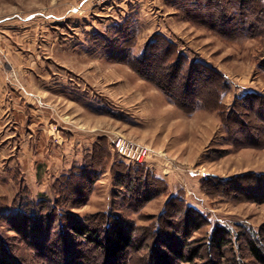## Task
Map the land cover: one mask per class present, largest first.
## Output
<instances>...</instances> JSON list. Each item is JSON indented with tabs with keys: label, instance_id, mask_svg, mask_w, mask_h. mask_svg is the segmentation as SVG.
<instances>
[{
	"label": "rangeland",
	"instance_id": "rangeland-1",
	"mask_svg": "<svg viewBox=\"0 0 264 264\" xmlns=\"http://www.w3.org/2000/svg\"><path fill=\"white\" fill-rule=\"evenodd\" d=\"M238 1L207 2L198 13L209 20L218 4L238 16ZM258 3L264 5V0ZM190 7L166 0H0V34L7 32L13 40L20 39L17 46L27 47L24 53L33 57L28 56L27 63L26 57L22 63L12 58V67L10 56L0 53V79L5 84V96L0 99V234L14 242L31 264H44L45 259L33 257L32 250L2 218L21 205L28 210L27 203L33 204L35 214H45L49 206L55 209L54 216L62 213L55 227L72 216L98 225L121 216L132 223L137 239L131 261L125 264L147 263L158 240L153 233L157 228L165 226L168 237L173 234L171 222L182 216L173 211L179 203L204 215L206 223L190 239L201 246L202 253L213 227L222 225L231 233L225 264H259L247 249L246 235L264 240V133H259L264 122L237 99L249 92L264 96V7L263 17L247 12L242 21L234 19L215 28L199 24L200 19L193 22ZM93 22L103 25L92 30ZM117 25L120 31L124 29L122 36L126 30L135 33L131 55H140L153 36L161 35L176 45L188 64L214 69L228 86L217 100L209 84L200 87L202 75L188 74L184 68L173 80L174 88H167L178 104L159 85L172 76L169 62L152 65L145 77L126 61L105 56L92 41L94 33H105L115 38L106 49L124 50L119 34L113 36ZM89 47L106 62L105 77L98 74V60L88 53ZM158 59L149 55L146 63ZM138 67L142 69V65ZM177 90L185 94L183 101L174 94ZM196 99L201 100L194 107L189 104ZM43 100L58 113L59 117L54 115L56 126L39 133L14 127L19 107L25 106L29 117L35 108L47 104ZM89 134L95 135L91 141L87 140ZM116 135L156 151L144 165L163 181L155 182L157 192L144 203L136 202L126 181L118 179L119 171L128 170L141 185L144 170L114 154ZM99 139L105 163L102 157L93 165L89 157L94 156L92 147ZM56 154L58 160H52ZM66 154L74 157L68 168ZM73 164L93 165L86 170H95L94 180L87 182L83 174L68 187L58 182ZM164 241L157 243L159 247L169 242ZM202 256L195 262L204 261ZM69 259L62 264H83L73 254Z\"/></svg>",
	"mask_w": 264,
	"mask_h": 264
},
{
	"label": "trees",
	"instance_id": "trees-1",
	"mask_svg": "<svg viewBox=\"0 0 264 264\" xmlns=\"http://www.w3.org/2000/svg\"><path fill=\"white\" fill-rule=\"evenodd\" d=\"M166 1L172 5H180L185 8L187 6H192L190 8L193 9V12H188L191 20L195 23L200 21L199 24L202 25L208 24L211 28L230 24L234 19L242 21L247 12H251L255 16L263 17L261 7H264V5L262 4L259 6L258 1L260 2V0H239L240 14L238 13V16L228 14L226 8H223V6L216 3L218 8L216 11L217 13L209 14V20L204 18V16H201L202 14H199L198 11L202 10L199 9L201 5L205 4L204 6H207V2L211 4L215 0ZM198 19L200 20L198 21ZM116 28L117 32L113 36L116 37V35L119 34L118 38H122L124 50L119 51L114 48V50L111 51L106 49L110 48L112 45L111 42H115V38H111L108 34L96 32L92 35L91 39L96 43V46H98L105 56L112 57V59L115 60L126 61L130 66L138 70V72H142L145 77H148V69L152 65L157 66L158 63L162 62L165 64L166 62H169L170 64L167 65V69L172 72V76L169 77V80L165 85L163 84L164 86L162 84L159 85L175 99L174 101L177 102V99L172 95V90H168L167 88L171 85L172 88H174L173 80L180 77L184 68L187 69L188 74L202 75L203 78L200 79V87L209 84V87H212L213 94L216 95L217 100L220 97L221 92L228 86L224 76L218 74L214 69L199 63L188 64L184 57L178 53L176 45L171 41L166 40L161 35L153 36L147 42L140 55H131L130 51L135 43V33H133V31L132 33H128V30H126L125 35L122 36L124 29L120 31V26L117 25L116 27H113V31ZM248 33L249 32H246L245 35H248ZM109 51H111V54ZM149 55L159 56L158 61L155 63L149 62L147 64L146 60ZM164 56H166V59ZM139 65H142V69L138 67ZM178 65H180V67H178ZM151 73L153 72L151 71ZM193 89V87L190 88L191 92H189V94H192ZM174 94H176L177 97H181V101L186 98L185 94L182 95L183 92H181V90H177ZM199 100L196 99L194 100V103L191 102L189 104L194 107ZM237 100L244 101L247 108L255 111L258 121L262 123L264 122V110L261 107L262 105L264 107V96H262V94L249 92ZM202 101L205 100L202 99ZM259 131L260 135L261 133H264V130L261 132L260 129ZM260 135L257 137L259 141L261 138ZM100 147H103V143L101 144L99 139V141L94 143L92 147L94 156L92 155L89 157L91 158L90 160L92 164H98L99 161H102L101 158L103 156L101 155L102 150L99 151ZM114 154L118 156V154ZM117 163L122 164L121 162ZM132 164V166L139 168V170H144L141 177L143 184L141 183V185H138L135 178L128 170L119 171L117 174L118 179L119 181H126V187L132 194H134V197L137 200L136 202L144 203L157 192L158 188L155 182L163 180L156 174H151L145 168V163L132 162ZM93 165L88 166L92 168ZM88 166H78L73 164L72 167L60 177L58 182H62L68 187L74 178L83 174L86 175L87 182L94 180L93 176L95 170H86V167ZM27 204H29L28 210L21 205L20 208H15L13 212L4 214L2 218H4L10 227L18 234L19 238L16 237L19 241L27 244L28 248L32 250L33 257L45 259L43 262L44 264H62L65 261H69V257L72 254L75 256L76 260L83 264H123V262L125 264V261L130 260V253L137 248V239L135 238V230L132 227V223L124 221L121 216H113L111 223L107 222L99 225L97 223L89 224L84 220L72 216V218H70L65 224L62 225V223H59L57 227H55L59 221L58 217L63 216L62 213L58 215V212H55L54 216L53 211L55 209L53 207L50 208L49 206L47 207L49 209L45 214L38 213V211V214H35L33 204ZM173 211L182 214L181 219L177 220V222H171V225L173 226V234H170L169 237L165 230V226H163L161 230L157 228L156 232H153L155 237L156 235L158 236L157 243H161L162 239H165L164 242L167 240H169V242L163 243L160 247L158 245L159 243L153 245L149 252L146 264H225L223 258L225 247L231 241L229 238L231 235L230 231L222 225H215L210 235V242L206 245V250L202 253L203 250L201 246L193 245L195 241L190 239L193 233L206 223L204 215L193 208L182 207L179 203H176L175 206H173ZM147 234H152V231L148 230ZM246 239L248 241H246L247 249L251 256L256 258L259 264H264V247L261 245L264 240L258 238L257 235L250 233L249 235H246ZM11 240H14V238ZM50 240H55L56 242L52 243ZM56 244L57 248L54 247ZM204 253H207V255L204 256ZM201 256L202 258L206 257L204 261L201 263L195 262V260L201 258ZM58 261L60 262L58 263ZM0 264L31 263L17 251L14 242L12 244L0 234Z\"/></svg>",
	"mask_w": 264,
	"mask_h": 264
},
{
	"label": "crops",
	"instance_id": "crops-1",
	"mask_svg": "<svg viewBox=\"0 0 264 264\" xmlns=\"http://www.w3.org/2000/svg\"><path fill=\"white\" fill-rule=\"evenodd\" d=\"M100 14H102V13H100ZM101 25H103V24L102 23H100V24L98 23L97 24L96 22H93L91 24V28L90 29L93 30L94 28H99V27H101ZM25 34H26V31L23 32V35H25ZM12 38L13 37L8 35L7 32H3V33L0 34V53H4V54H6V56H10L8 58V62L10 61L9 63H10L11 66H12V60H11L12 58L13 59H17V61L19 63H22V61H24L25 57H26V63H27L28 56L32 57V54L29 55L28 52L24 53V49H28V48L27 47L25 48V46H19V45L17 46V44H18L17 41L18 40L16 41V40H13ZM19 41H20V39H19ZM12 46H15V47H12ZM86 49L88 50V53H90L91 55L92 54L96 55V58L98 60L99 66L95 67V68H98V70H97L98 74H100L101 76L105 77L107 64L104 61V59L101 58L99 52L94 51L90 47H89V49L88 48H86ZM10 50H11V52H12V50H16V51H13L14 54H12V53H10ZM0 57H1V55H0ZM12 67H14V65ZM4 86H5V84L3 83V80L0 79V99L5 96V94H3L4 93V91H3ZM43 102L47 103L46 100H43ZM40 107L41 108H39V107L35 108L33 110V112H30L29 117L27 115V112L24 111V109H26V107L25 106H24V108L19 107V111H18V114H19L18 115V117H19L18 120L19 121L15 122L17 124L14 127L17 126L19 129H22L23 132H25V133H27L28 129L30 130V133H32V131L34 133H39V132H42L43 130L46 131V129L51 128L52 126H56L55 125V119H54V115H56V111H55L53 105H50L49 103H47V104H44V106L42 104V106H40ZM56 116H58V113H57ZM89 116H91V115H89ZM28 118H29V120H27ZM89 136L90 137H88L87 140L91 141V139H93L94 138L93 136H95V135L92 136L91 134H89ZM71 141H72V139H69V143H72ZM65 152H66V150H65ZM66 155L68 156V154H66ZM57 157L58 156L56 154L55 156H52L51 159L54 160ZM73 158L74 157L69 158V156H68L66 158L67 160L64 161L65 166L67 168L70 166V165L68 166V164L70 163V160L73 161ZM57 160H58V158H57ZM72 161H71V163H72ZM65 166H63L62 169H64Z\"/></svg>",
	"mask_w": 264,
	"mask_h": 264
},
{
	"label": "built area",
	"instance_id": "built-area-1",
	"mask_svg": "<svg viewBox=\"0 0 264 264\" xmlns=\"http://www.w3.org/2000/svg\"><path fill=\"white\" fill-rule=\"evenodd\" d=\"M114 149L124 160L134 163H145L156 154L148 145L123 135L114 137Z\"/></svg>",
	"mask_w": 264,
	"mask_h": 264
}]
</instances>
